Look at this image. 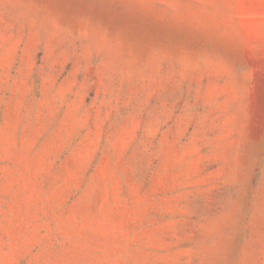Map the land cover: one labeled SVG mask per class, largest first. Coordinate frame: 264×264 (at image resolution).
Wrapping results in <instances>:
<instances>
[{
  "label": "rangeland",
  "instance_id": "obj_1",
  "mask_svg": "<svg viewBox=\"0 0 264 264\" xmlns=\"http://www.w3.org/2000/svg\"><path fill=\"white\" fill-rule=\"evenodd\" d=\"M0 264H264V0H0Z\"/></svg>",
  "mask_w": 264,
  "mask_h": 264
}]
</instances>
